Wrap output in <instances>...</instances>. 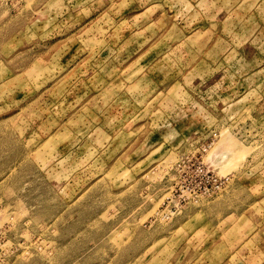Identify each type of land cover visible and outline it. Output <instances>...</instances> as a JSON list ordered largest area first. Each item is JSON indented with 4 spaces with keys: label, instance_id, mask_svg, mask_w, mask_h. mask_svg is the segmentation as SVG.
<instances>
[{
    "label": "rangeland",
    "instance_id": "1",
    "mask_svg": "<svg viewBox=\"0 0 264 264\" xmlns=\"http://www.w3.org/2000/svg\"><path fill=\"white\" fill-rule=\"evenodd\" d=\"M0 264H264V0H0Z\"/></svg>",
    "mask_w": 264,
    "mask_h": 264
},
{
    "label": "built area",
    "instance_id": "2",
    "mask_svg": "<svg viewBox=\"0 0 264 264\" xmlns=\"http://www.w3.org/2000/svg\"><path fill=\"white\" fill-rule=\"evenodd\" d=\"M177 175L179 178L184 176V180L181 182L189 181V184H192L188 191L189 197L193 199L208 195L214 188L218 189L221 186L222 179L218 178L203 164L201 155L188 159L182 166L179 165Z\"/></svg>",
    "mask_w": 264,
    "mask_h": 264
}]
</instances>
